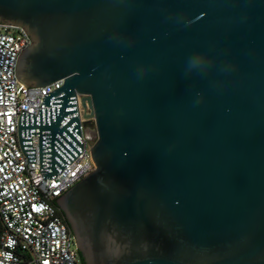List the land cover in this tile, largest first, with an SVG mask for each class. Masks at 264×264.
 I'll return each instance as SVG.
<instances>
[{
	"label": "water",
	"instance_id": "1",
	"mask_svg": "<svg viewBox=\"0 0 264 264\" xmlns=\"http://www.w3.org/2000/svg\"><path fill=\"white\" fill-rule=\"evenodd\" d=\"M0 24L31 38L25 87L64 79L19 118L43 179L83 152L77 94L95 118L56 201L81 262L264 264V0H0Z\"/></svg>",
	"mask_w": 264,
	"mask_h": 264
},
{
	"label": "built area",
	"instance_id": "2",
	"mask_svg": "<svg viewBox=\"0 0 264 264\" xmlns=\"http://www.w3.org/2000/svg\"><path fill=\"white\" fill-rule=\"evenodd\" d=\"M31 38L21 27L0 24V264H82L74 235L57 198L96 169L91 150L98 140L95 118H86L77 94L83 152L55 179L40 173L39 136H32L35 163L23 153L18 125L22 111L39 114L45 94L64 84L27 88L16 66ZM90 109H88V112Z\"/></svg>",
	"mask_w": 264,
	"mask_h": 264
},
{
	"label": "trees",
	"instance_id": "3",
	"mask_svg": "<svg viewBox=\"0 0 264 264\" xmlns=\"http://www.w3.org/2000/svg\"><path fill=\"white\" fill-rule=\"evenodd\" d=\"M59 213H60V215H62L63 217H64V219H65V216H64V213L62 212V210L59 208ZM65 221L67 222V220L65 219ZM67 224H68V222H67ZM68 226H69V224H68ZM70 228V227H69ZM2 229V223L0 222V230ZM80 254V253H79ZM80 257H81V255H80ZM81 260H82V257H81ZM84 264V263H83Z\"/></svg>",
	"mask_w": 264,
	"mask_h": 264
},
{
	"label": "flooded vegetation",
	"instance_id": "4",
	"mask_svg": "<svg viewBox=\"0 0 264 264\" xmlns=\"http://www.w3.org/2000/svg\"><path fill=\"white\" fill-rule=\"evenodd\" d=\"M65 216V215H64ZM66 219V218H65ZM82 264H83V261H82Z\"/></svg>",
	"mask_w": 264,
	"mask_h": 264
}]
</instances>
